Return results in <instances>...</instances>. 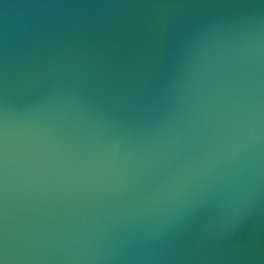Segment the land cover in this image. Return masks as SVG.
Returning <instances> with one entry per match:
<instances>
[{
    "label": "water",
    "instance_id": "1",
    "mask_svg": "<svg viewBox=\"0 0 264 264\" xmlns=\"http://www.w3.org/2000/svg\"><path fill=\"white\" fill-rule=\"evenodd\" d=\"M0 264H264V0H0Z\"/></svg>",
    "mask_w": 264,
    "mask_h": 264
}]
</instances>
